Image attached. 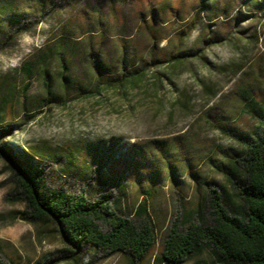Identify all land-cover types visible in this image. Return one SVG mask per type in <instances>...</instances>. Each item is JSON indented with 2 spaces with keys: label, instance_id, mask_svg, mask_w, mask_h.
I'll return each mask as SVG.
<instances>
[{
  "label": "rangeland",
  "instance_id": "rangeland-1",
  "mask_svg": "<svg viewBox=\"0 0 264 264\" xmlns=\"http://www.w3.org/2000/svg\"><path fill=\"white\" fill-rule=\"evenodd\" d=\"M255 1L61 0L49 9L0 0V65L33 53L0 72V253L18 264H131L87 247L72 255L53 223L23 221L25 206L7 200L17 153L49 187L111 192L127 215L151 193L159 239L176 210L203 201L207 183L228 186L218 165L239 150L232 130H264L247 108L252 99L264 107ZM14 15L30 22L26 44L7 32ZM157 252L139 264H158ZM185 264L215 263L205 250Z\"/></svg>",
  "mask_w": 264,
  "mask_h": 264
},
{
  "label": "trees",
  "instance_id": "trees-1",
  "mask_svg": "<svg viewBox=\"0 0 264 264\" xmlns=\"http://www.w3.org/2000/svg\"><path fill=\"white\" fill-rule=\"evenodd\" d=\"M33 1L38 7L53 9L61 0ZM255 7L264 16V0H256ZM14 9H18L16 2L8 11L16 13ZM25 17L14 15L6 20L8 34L24 32L30 23ZM44 84L49 86L46 71ZM254 100L247 108L261 113L264 125V107ZM232 133L239 150L218 165L228 186L207 183L203 201L192 213L176 210L160 239L148 209L151 193L127 215L120 198L111 192L49 187L24 153L8 159L14 188L7 200L25 206L20 218L29 224L53 223L72 255L87 247L106 257L124 253L131 264H139L157 248L158 264H185L208 250L215 264H264V130L254 136ZM0 264L18 263L0 253Z\"/></svg>",
  "mask_w": 264,
  "mask_h": 264
},
{
  "label": "clouds",
  "instance_id": "clouds-1",
  "mask_svg": "<svg viewBox=\"0 0 264 264\" xmlns=\"http://www.w3.org/2000/svg\"><path fill=\"white\" fill-rule=\"evenodd\" d=\"M31 39H32V36L27 31L19 34V40L22 43L26 44ZM31 54H33V53H32V51L29 50L28 52L24 53L21 57L17 58L15 63H5V64L0 65V72H7L10 69H14L15 67H18L23 62V60L26 59Z\"/></svg>",
  "mask_w": 264,
  "mask_h": 264
}]
</instances>
